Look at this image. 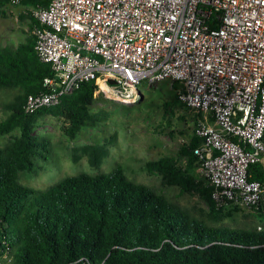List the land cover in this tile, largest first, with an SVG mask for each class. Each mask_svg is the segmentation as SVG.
I'll list each match as a JSON object with an SVG mask.
<instances>
[{"label": "built area", "instance_id": "2783aa9c", "mask_svg": "<svg viewBox=\"0 0 264 264\" xmlns=\"http://www.w3.org/2000/svg\"><path fill=\"white\" fill-rule=\"evenodd\" d=\"M46 1L32 10V34L52 75L24 114L59 105L84 82L133 104L170 83L197 116L194 154L215 210L263 207L264 184L248 168L264 160V0Z\"/></svg>", "mask_w": 264, "mask_h": 264}, {"label": "trees", "instance_id": "16d2710c", "mask_svg": "<svg viewBox=\"0 0 264 264\" xmlns=\"http://www.w3.org/2000/svg\"><path fill=\"white\" fill-rule=\"evenodd\" d=\"M8 4L10 0H0V9ZM20 5L35 9L46 7L47 1L23 0ZM20 18L29 20L31 31L39 26L32 11ZM34 44L31 34L16 48L0 49V92H15L3 105L0 138L19 131L0 145V257H6L5 264H264V232L217 224L212 188L191 174L200 164L194 150L202 143L194 130L175 158L150 160L145 169L160 176L165 186L202 200L211 223L153 188L130 181L120 164L108 173L63 178L43 191L21 186L18 173H32L35 160L48 152V139L35 134L40 119L64 118L65 133L74 139L82 128H96L107 117L89 111L97 90L93 81L82 83L59 105L24 114L27 96L44 92L43 80L52 75ZM179 106L185 108L174 93L163 103L164 115H173ZM196 119L194 115V128ZM82 153L98 169L108 148L91 145ZM248 178L264 184V165H250Z\"/></svg>", "mask_w": 264, "mask_h": 264}, {"label": "rangeland", "instance_id": "374dc122", "mask_svg": "<svg viewBox=\"0 0 264 264\" xmlns=\"http://www.w3.org/2000/svg\"><path fill=\"white\" fill-rule=\"evenodd\" d=\"M32 10L23 5L10 4L0 9V49L16 48L32 34L29 20L20 18ZM142 91V99L139 97L140 101L136 104L115 99L103 92L94 95L89 111L92 114L106 113L107 117L96 128H82L74 139H69L65 133L68 123L64 118L48 115L40 119L35 134L48 139V152L44 158L35 160L32 173H18L19 184L43 191L63 178L83 172L92 175L108 173L120 164L130 181L153 188L172 203L211 223L207 219L209 209L202 200L181 192L178 187L165 186L160 176L145 169V163L150 160L162 156L176 157L178 150L192 136L194 114L179 106L173 115H164L163 103L170 101L175 93L170 83L163 82ZM13 92H0V121L6 117L3 105L12 100ZM17 136L19 131L16 129L0 138V145L4 146ZM91 145H106L108 148V155L98 169L91 168L82 153L84 147ZM184 162L181 160L182 164ZM191 174L198 180L203 179L200 164ZM217 217L218 225L259 234L264 232V205L252 213L236 208L218 211ZM0 259L5 264L7 259L3 256Z\"/></svg>", "mask_w": 264, "mask_h": 264}, {"label": "water", "instance_id": "95a60500", "mask_svg": "<svg viewBox=\"0 0 264 264\" xmlns=\"http://www.w3.org/2000/svg\"><path fill=\"white\" fill-rule=\"evenodd\" d=\"M111 83H112V81H111ZM140 99H142V96H140Z\"/></svg>", "mask_w": 264, "mask_h": 264}, {"label": "crops", "instance_id": "0c3cea01", "mask_svg": "<svg viewBox=\"0 0 264 264\" xmlns=\"http://www.w3.org/2000/svg\"><path fill=\"white\" fill-rule=\"evenodd\" d=\"M262 163L264 164V160L262 161Z\"/></svg>", "mask_w": 264, "mask_h": 264}]
</instances>
